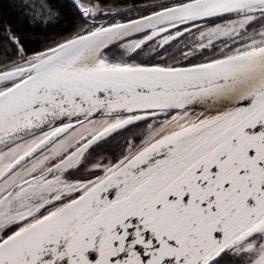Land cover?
Here are the masks:
<instances>
[{"label":"snow or ice","instance_id":"obj_1","mask_svg":"<svg viewBox=\"0 0 264 264\" xmlns=\"http://www.w3.org/2000/svg\"><path fill=\"white\" fill-rule=\"evenodd\" d=\"M6 2L0 264H264V0Z\"/></svg>","mask_w":264,"mask_h":264},{"label":"trees","instance_id":"obj_2","mask_svg":"<svg viewBox=\"0 0 264 264\" xmlns=\"http://www.w3.org/2000/svg\"><path fill=\"white\" fill-rule=\"evenodd\" d=\"M60 2L63 3V2H65V0H60ZM112 2L114 3V5L118 4L121 7H123V6L128 5V4L141 5L144 3L152 2V0H112ZM3 19L5 21L16 20L17 24L20 28L26 30L29 33L33 32V29H31L27 23H23V22L19 21V18L15 15L14 8L9 7L6 0H4ZM226 264H233V262L232 261H226Z\"/></svg>","mask_w":264,"mask_h":264},{"label":"flooded vegetation","instance_id":"obj_3","mask_svg":"<svg viewBox=\"0 0 264 264\" xmlns=\"http://www.w3.org/2000/svg\"><path fill=\"white\" fill-rule=\"evenodd\" d=\"M126 135H130V134H126ZM118 140H119V143L123 144V137H118ZM116 143H117L116 141H113L111 143V148H109L108 145H105V150H102L103 155L105 157L111 158L113 152H115L117 155H119V149L116 147Z\"/></svg>","mask_w":264,"mask_h":264},{"label":"rangeland","instance_id":"obj_4","mask_svg":"<svg viewBox=\"0 0 264 264\" xmlns=\"http://www.w3.org/2000/svg\"><path fill=\"white\" fill-rule=\"evenodd\" d=\"M146 58V57H145Z\"/></svg>","mask_w":264,"mask_h":264}]
</instances>
